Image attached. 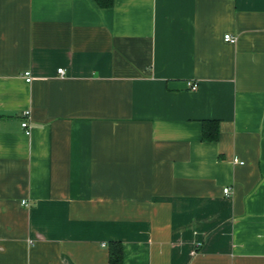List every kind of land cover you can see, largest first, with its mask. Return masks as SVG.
Wrapping results in <instances>:
<instances>
[{"label": "crops", "instance_id": "crops-1", "mask_svg": "<svg viewBox=\"0 0 264 264\" xmlns=\"http://www.w3.org/2000/svg\"><path fill=\"white\" fill-rule=\"evenodd\" d=\"M112 242L264 264V0H0V264Z\"/></svg>", "mask_w": 264, "mask_h": 264}, {"label": "trees", "instance_id": "trees-1", "mask_svg": "<svg viewBox=\"0 0 264 264\" xmlns=\"http://www.w3.org/2000/svg\"><path fill=\"white\" fill-rule=\"evenodd\" d=\"M102 7H112L114 0H96ZM219 122L218 121H203V140L213 142L218 139ZM109 259L111 264H122L123 249L119 242L110 243Z\"/></svg>", "mask_w": 264, "mask_h": 264}, {"label": "built area", "instance_id": "built-area-1", "mask_svg": "<svg viewBox=\"0 0 264 264\" xmlns=\"http://www.w3.org/2000/svg\"><path fill=\"white\" fill-rule=\"evenodd\" d=\"M224 39L226 41L233 42V43H235L237 41V37L234 36V35H232V34H230V33L225 34ZM58 72L60 74H63V72H62L61 69H58ZM24 76H25V81L29 83L30 80H31L30 73L29 72H26L24 74ZM188 86H189L190 90H192V91H196L198 89V84L197 83H194V82H189L188 83ZM25 115H27V113H25ZM21 127L25 130V134L26 135H29L30 134V128L28 127L27 120L22 121ZM229 192H230V189L229 188H227V189L224 190V193H226V194H229Z\"/></svg>", "mask_w": 264, "mask_h": 264}]
</instances>
